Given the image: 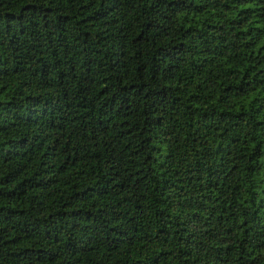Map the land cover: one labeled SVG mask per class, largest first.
Returning a JSON list of instances; mask_svg holds the SVG:
<instances>
[{"label":"trees","instance_id":"16d2710c","mask_svg":"<svg viewBox=\"0 0 264 264\" xmlns=\"http://www.w3.org/2000/svg\"><path fill=\"white\" fill-rule=\"evenodd\" d=\"M0 264H264V0H0Z\"/></svg>","mask_w":264,"mask_h":264}]
</instances>
